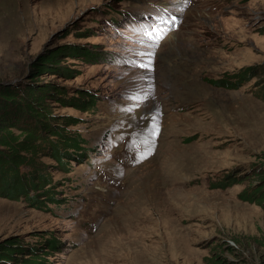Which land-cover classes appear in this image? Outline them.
<instances>
[{
	"label": "rangeland",
	"instance_id": "1",
	"mask_svg": "<svg viewBox=\"0 0 264 264\" xmlns=\"http://www.w3.org/2000/svg\"><path fill=\"white\" fill-rule=\"evenodd\" d=\"M40 1L0 0V89L39 90L30 121H74L56 140L77 145L24 153L51 180L36 197L0 173V264H264L243 198L264 175V0ZM147 18L171 23L151 39Z\"/></svg>",
	"mask_w": 264,
	"mask_h": 264
},
{
	"label": "trees",
	"instance_id": "2",
	"mask_svg": "<svg viewBox=\"0 0 264 264\" xmlns=\"http://www.w3.org/2000/svg\"><path fill=\"white\" fill-rule=\"evenodd\" d=\"M83 53L89 55L88 52L84 51ZM246 71L252 72V68H249ZM240 79L244 80V78L241 77ZM15 86L16 84L11 87L13 90H10L8 87H3V89H0V103H2V99L4 102H10V104H8L9 102L5 103L6 105H9V107H7L4 112H0V173H5L4 180L7 181L5 185L9 186V190L13 195L22 194L27 199H30V197H33L34 195L32 193L33 189L36 190L38 187L46 186L51 183V180H49V178L44 173L38 172L39 170L34 168L31 170V172L28 171L26 174H21L17 165L19 162L26 161L29 165H35V161L29 156H26V154L24 155V153L30 150L38 149L40 145L37 144L39 143L38 141L40 139H44L46 136L52 135L53 138L48 140L49 147L51 148L50 153L54 158L57 157L58 160L62 161L66 158V152H60L59 149L61 148V151H63L66 145H74L73 147H75L77 145V140L75 135L70 133L65 135V142L56 140L59 136L63 137V133L66 131V126L74 123V121H67L65 122V125L62 126L61 124L57 128L51 127V129H53L52 132H49L48 135H43L45 129L42 127V124L41 127H39L35 123L41 122V117L47 113L49 114V112L44 106L39 105L40 102H38V99H34V97L37 96L36 93L39 92V90H36L31 86L25 88L18 87L19 89H17ZM55 94V92L48 94V98ZM84 97L85 95L82 91L80 98ZM89 99H91V101H95L96 96L91 94ZM14 108L16 110H14ZM4 118L10 122L14 120V122L18 125L11 122L13 126H10L6 123ZM29 118L34 119L35 123L32 119V121H30ZM15 126H17V128L22 132L26 133V137L24 139H20L14 134V132H10V129ZM12 148H15V152L17 153L16 155L5 153V151ZM10 153H12V150H10ZM63 165H65V163H63ZM261 165L262 164H260L258 169H264V167ZM236 179L238 178L234 176L231 180L234 181ZM227 182H230V180ZM243 198L253 202H258L264 207V175L260 179L258 178L257 182L253 183V186L251 185V187L243 195ZM228 247L229 249H233V247L230 245ZM5 252L6 251L0 252V254ZM207 261L211 262V264H226L225 261H219L218 257L215 258L214 256L208 257ZM7 263L9 262H6L5 264Z\"/></svg>",
	"mask_w": 264,
	"mask_h": 264
},
{
	"label": "bare ground",
	"instance_id": "3",
	"mask_svg": "<svg viewBox=\"0 0 264 264\" xmlns=\"http://www.w3.org/2000/svg\"><path fill=\"white\" fill-rule=\"evenodd\" d=\"M67 0H42V1H40V2H37L36 3V6H41V5H49V6H51V7H55L56 8V6H62L63 4H65V2H66ZM204 1L202 0V3H203ZM79 3V2H78ZM157 11H160V9H158ZM159 28H160V25L158 26ZM14 31V30H13ZM12 31V32H13Z\"/></svg>",
	"mask_w": 264,
	"mask_h": 264
},
{
	"label": "clouds",
	"instance_id": "4",
	"mask_svg": "<svg viewBox=\"0 0 264 264\" xmlns=\"http://www.w3.org/2000/svg\"><path fill=\"white\" fill-rule=\"evenodd\" d=\"M33 193V192H32ZM34 194V193H33ZM35 195H33V197H34Z\"/></svg>",
	"mask_w": 264,
	"mask_h": 264
}]
</instances>
